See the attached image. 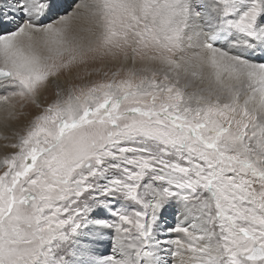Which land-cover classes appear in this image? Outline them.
I'll return each instance as SVG.
<instances>
[{"label":"snow or ice","instance_id":"snow-or-ice-1","mask_svg":"<svg viewBox=\"0 0 264 264\" xmlns=\"http://www.w3.org/2000/svg\"><path fill=\"white\" fill-rule=\"evenodd\" d=\"M0 89V264H264V0H0Z\"/></svg>","mask_w":264,"mask_h":264},{"label":"bare ground","instance_id":"bare-ground-1","mask_svg":"<svg viewBox=\"0 0 264 264\" xmlns=\"http://www.w3.org/2000/svg\"><path fill=\"white\" fill-rule=\"evenodd\" d=\"M3 113L0 112V116H2ZM0 143H3V141H0ZM169 222H173L172 218L169 220ZM174 238V237H173ZM101 243L97 245V253H109L110 252V247H111V236H108V234H104L103 236H100Z\"/></svg>","mask_w":264,"mask_h":264},{"label":"rangeland","instance_id":"rangeland-1","mask_svg":"<svg viewBox=\"0 0 264 264\" xmlns=\"http://www.w3.org/2000/svg\"><path fill=\"white\" fill-rule=\"evenodd\" d=\"M97 32H99V30L97 29L96 30ZM95 79H99L100 77H94ZM64 77L62 76L61 77V80H63ZM4 90L0 89V94L3 93ZM45 95L47 96L48 100L50 101L52 98H53V95H54V89H52L51 87H49L48 91L45 93ZM29 111L35 113L36 109L34 107H31L28 109ZM169 220H171V217H169ZM174 222V221H173ZM108 236H110L108 234Z\"/></svg>","mask_w":264,"mask_h":264}]
</instances>
